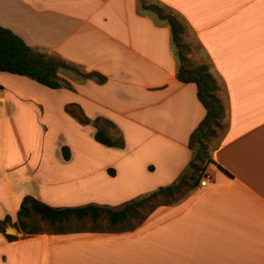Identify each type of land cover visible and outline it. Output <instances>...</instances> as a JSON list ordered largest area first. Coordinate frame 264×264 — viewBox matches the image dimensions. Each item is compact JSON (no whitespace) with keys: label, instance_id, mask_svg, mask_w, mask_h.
Listing matches in <instances>:
<instances>
[{"label":"crops","instance_id":"1","mask_svg":"<svg viewBox=\"0 0 264 264\" xmlns=\"http://www.w3.org/2000/svg\"><path fill=\"white\" fill-rule=\"evenodd\" d=\"M0 25L59 62L61 83L0 71V219L27 195L116 208L177 180L206 113L181 68L207 66L223 129L206 186L186 175L106 229L7 225L0 264H264V0H0Z\"/></svg>","mask_w":264,"mask_h":264},{"label":"trees","instance_id":"2","mask_svg":"<svg viewBox=\"0 0 264 264\" xmlns=\"http://www.w3.org/2000/svg\"><path fill=\"white\" fill-rule=\"evenodd\" d=\"M164 18L169 23L174 42L178 41L181 26L170 15H165ZM59 66V62L45 57L43 54L34 52L19 36L0 25V71L25 75L46 86L57 88L61 86L57 77ZM100 78L102 77L100 76ZM178 78L182 81H193L196 83L197 96L205 107L206 113L189 136L188 145L193 151V157L187 169L177 180L168 185L160 186L156 190L144 194L139 198L131 199L119 208L95 204L75 207H54L39 201L33 196L27 195L23 197L17 210L16 221H12L11 216L8 214L3 219H0V231L4 232L5 227L10 225L25 233H37L41 230L37 220L35 218H32V221L29 220L31 217L36 216L51 225L59 224L58 231L60 232L64 231L62 223L72 219H84L86 217L90 218L93 223H96L100 216H105L109 223L114 225L137 216L139 208L149 205L151 199L157 194L166 195L179 190L185 184L186 175L190 174L192 186L197 184L203 173V166L200 167L199 163L205 158L204 140L212 132L211 127L221 114V106L219 99L212 93L216 86L210 73L207 71L206 65H200L193 69L181 68L178 72ZM95 138L106 144H118L117 141L102 138L99 131L96 132ZM62 151L64 157L68 158L69 155L66 146L62 147ZM193 173L196 174L194 175ZM5 237L12 240L16 236L5 234Z\"/></svg>","mask_w":264,"mask_h":264},{"label":"rangeland","instance_id":"3","mask_svg":"<svg viewBox=\"0 0 264 264\" xmlns=\"http://www.w3.org/2000/svg\"><path fill=\"white\" fill-rule=\"evenodd\" d=\"M162 13L166 14V15H171L173 16V18L178 22L180 21L179 17H177L176 15H174L169 9L164 8L162 9ZM187 38H185L183 40V38L180 36H178V41L175 42V46H177V51L180 54L182 53H186V51L188 50V44L186 43ZM222 126L220 127V125H214L212 128V132L208 135V137L204 140V153H205V159L199 163V166L202 167V165L204 164V162L206 161V158L209 157V154L211 152V150H213V148H215V146H217V144L219 143L221 134H222ZM160 199H156L155 201H159ZM162 200V199H161ZM153 202V201H152ZM119 208V207H116ZM148 210V205H145L144 207L140 208L139 210V215L138 216H143ZM32 218H35V220H37V223L39 226H41L43 229H53L52 226H50L49 224L45 223L44 221L40 220L37 216L36 217H31L29 220L32 221ZM138 218V217H137ZM136 218H128L127 221L131 222ZM95 226L97 225L98 228L101 229H106L109 228V222L107 220L106 217L102 216L98 219L97 223L94 224ZM91 222L90 219H83V220H69L64 222L63 227L67 228V229H73V228H77V227H83V228H90L92 226H94Z\"/></svg>","mask_w":264,"mask_h":264},{"label":"built area","instance_id":"4","mask_svg":"<svg viewBox=\"0 0 264 264\" xmlns=\"http://www.w3.org/2000/svg\"><path fill=\"white\" fill-rule=\"evenodd\" d=\"M210 179H211V173L203 172L201 174L200 179H199V186H201V187L206 186Z\"/></svg>","mask_w":264,"mask_h":264}]
</instances>
